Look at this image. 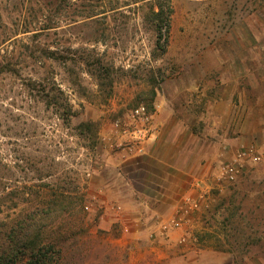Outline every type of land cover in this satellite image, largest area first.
Returning <instances> with one entry per match:
<instances>
[{"label":"rangeland","instance_id":"374dc122","mask_svg":"<svg viewBox=\"0 0 264 264\" xmlns=\"http://www.w3.org/2000/svg\"><path fill=\"white\" fill-rule=\"evenodd\" d=\"M61 193L59 264H264V0H0V226Z\"/></svg>","mask_w":264,"mask_h":264},{"label":"trees","instance_id":"16d2710c","mask_svg":"<svg viewBox=\"0 0 264 264\" xmlns=\"http://www.w3.org/2000/svg\"><path fill=\"white\" fill-rule=\"evenodd\" d=\"M69 187L77 189L72 183ZM70 206L65 194L61 193L38 208L19 214L12 222H3L0 226V264H59L60 251L47 234L54 217L66 213Z\"/></svg>","mask_w":264,"mask_h":264},{"label":"built area","instance_id":"2783aa9c","mask_svg":"<svg viewBox=\"0 0 264 264\" xmlns=\"http://www.w3.org/2000/svg\"><path fill=\"white\" fill-rule=\"evenodd\" d=\"M157 107V106H156ZM155 112L156 110L150 109L148 106L144 104H140L136 106L131 112L128 117V120L123 124L122 121L117 120L114 123V128L117 133L123 134L126 132H130V128L133 131V135L135 136L136 141H141L142 136H144L146 133L151 131L153 122L155 120ZM127 141V140H125ZM125 145V146H124ZM117 146L121 147L124 146L125 149L128 151H135V146L133 145H127V142H124L120 140L118 142ZM124 149V150H125ZM90 200V203H86L83 206V210L85 212H89L92 209V202L96 201V196H93Z\"/></svg>","mask_w":264,"mask_h":264}]
</instances>
